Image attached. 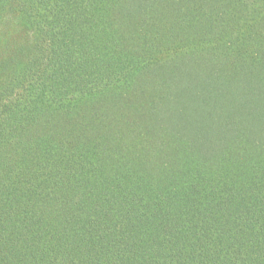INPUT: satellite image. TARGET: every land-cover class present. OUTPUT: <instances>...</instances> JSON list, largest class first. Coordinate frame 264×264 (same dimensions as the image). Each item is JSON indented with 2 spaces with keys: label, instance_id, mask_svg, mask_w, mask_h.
<instances>
[{
  "label": "trees",
  "instance_id": "1",
  "mask_svg": "<svg viewBox=\"0 0 264 264\" xmlns=\"http://www.w3.org/2000/svg\"><path fill=\"white\" fill-rule=\"evenodd\" d=\"M0 264H264V0H0Z\"/></svg>",
  "mask_w": 264,
  "mask_h": 264
}]
</instances>
